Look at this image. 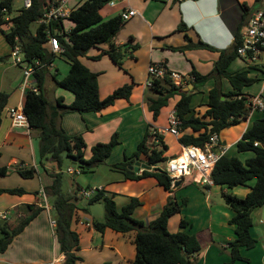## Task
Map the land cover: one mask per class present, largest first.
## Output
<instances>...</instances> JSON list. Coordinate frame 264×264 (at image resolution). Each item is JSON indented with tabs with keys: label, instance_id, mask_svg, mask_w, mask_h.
Wrapping results in <instances>:
<instances>
[{
	"label": "crops",
	"instance_id": "crops-1",
	"mask_svg": "<svg viewBox=\"0 0 264 264\" xmlns=\"http://www.w3.org/2000/svg\"><path fill=\"white\" fill-rule=\"evenodd\" d=\"M238 1L247 4L250 8L249 14L264 5V0ZM107 5L102 8L104 14L101 10L103 20L121 14L128 8L136 11L135 15L125 19L114 38L117 46L126 49L122 66H117L107 54L101 55L97 60L91 58L100 52V48L106 49V44H100L99 48H91L85 56H80V60L91 71L97 73L100 97L104 98L125 83H133L131 96L129 99L115 100L112 105L100 112H66L60 118V125L66 134L83 137L86 143L84 152L86 159L91 156L92 145L109 141L114 132L118 133L119 143L103 163L94 165L90 170L79 171L78 174L67 171L70 167L78 168L68 158L65 159L68 161L65 168H62L64 159L61 167L50 159L42 164L39 157L38 132L29 126H14L9 116L11 107L23 105L26 91L20 87L21 68L13 63L11 57V60L5 59L0 62V94L7 95L5 105L0 110V168L5 167L7 171L0 174V188H22L24 192H1L0 212H5L4 219L11 228L15 227L19 219L27 213L26 205L41 206L44 198L40 193L41 189L52 182L50 173L59 171L64 174V190L72 191L77 186L83 188L101 186L102 190L114 192L113 199L117 210H121L131 197L138 198L141 205L135 209L133 217L145 224L158 216L169 196L179 201L186 198L181 212L169 218L168 230L177 231L180 219L184 218L188 221L186 231L194 233L200 244V250L193 255V264H226L230 257L224 248L227 246L226 242L235 237L234 225L228 222L234 212L225 204L222 192L228 190L243 197L250 189L248 186L238 185L225 189L215 184L202 185L193 181L195 174H192L178 180L177 183L174 182L169 191L154 177L126 179L120 172L111 168L112 164L124 161L125 156L130 157L133 154L146 130L162 134L168 147L165 155L169 159L180 154L184 145L178 142V136H173L167 130V116L178 96L171 98L168 106L163 107L158 117L153 119L148 103L149 99L156 95L150 90L146 91L147 66L150 62L164 61L168 69L184 75L186 85L182 90H191V107L202 112L208 101L209 90L217 81L215 77H210L204 84L194 87L190 71L195 69L201 74L210 72L218 58V50L230 48L235 43L232 32L221 17L219 2L120 0ZM249 16L247 15L245 24ZM228 20L237 21L236 16L232 14H228ZM180 22L185 23V32L177 30ZM185 33L191 38V42L202 40L217 51L196 47L185 48L182 51L170 49L169 46L177 47L189 43L184 37ZM135 44H138V47L133 49ZM2 52L4 51H0V56H3ZM57 58L63 59L56 55L54 60ZM54 60L47 66L45 95L50 105L55 103L56 98H61L63 103L69 104L74 99L73 93L56 86L53 78V75L58 79L66 75L69 63L63 59L65 63L60 65ZM227 70L231 73L245 70L247 76L255 78V82L242 88L245 95H252L247 88L258 82L261 84L258 93L255 94L264 95V60L251 62L237 56ZM218 82L223 91L232 89L227 78L221 77ZM260 116H262L260 111L248 110L246 119L222 130L219 137L223 144L221 155L238 157L239 154H244L242 159L238 157L242 161L254 156L253 151H237L236 142L252 121ZM231 130L232 135L226 140ZM168 137L173 138L177 149L173 150L170 147ZM139 158L146 160L144 157ZM18 167H33L34 175L23 177L18 173ZM45 198L48 208L42 206L43 209L13 237L5 251L0 252V264H50L53 258L62 256L51 224L53 220L51 202L47 195ZM91 215V211L86 213L78 210L72 222V228L79 233L80 247L77 254L80 259L76 264H130L135 256L133 241L135 232L121 233L110 228L99 232L91 225ZM1 219L3 222V217ZM251 221V233L256 238V244L250 249L242 248L241 254L246 260H237L233 264H264V205L251 212ZM2 235L0 230V237Z\"/></svg>",
	"mask_w": 264,
	"mask_h": 264
},
{
	"label": "trees",
	"instance_id": "trees-1",
	"mask_svg": "<svg viewBox=\"0 0 264 264\" xmlns=\"http://www.w3.org/2000/svg\"><path fill=\"white\" fill-rule=\"evenodd\" d=\"M110 1L85 0L70 12L68 19L73 24L71 29L61 35L56 34L59 44L63 47V52L60 54H53L46 44L44 25L37 24L34 32L31 30V25L42 15L48 0H32L28 8L17 7L16 0L0 1V31L11 47L16 43L20 44L27 61L38 58L48 64L53 62L56 55H60L69 63L66 75L59 79L53 75V78L56 86L73 93L74 99L71 103L65 104L61 98H56L55 103L50 105L44 92L47 66L39 69L35 74L34 83L38 93L28 90L24 97L22 110L27 117L28 126L38 132L39 157L42 164L50 159L56 161L61 167L62 159L65 157L69 161L98 165L106 160L115 145L119 143L118 133L114 132L109 141L92 145L91 156L86 159L84 157L86 143L83 137L66 134L60 125V118L66 112H100L112 105L115 100L129 99L131 96L133 83H125L104 98L100 97L97 73L91 71L80 60V56H85L91 48H99L100 44H106V49L100 48V52L91 58L97 60L101 55L107 54L117 66H122L126 49L117 46L114 38L125 20L121 14L106 20H103L101 15L102 8ZM218 2L221 17L232 32L235 43L230 48L218 50V58L214 61L210 72L201 74L195 69L190 71L194 87L204 84L210 77L216 78L217 82L209 90L204 110L195 111L191 107V90L183 91L182 88L174 86L166 75L163 78H153L151 86L147 87L156 95L150 98L148 103L153 119L158 117L163 107L168 106L171 98L178 96L171 109H175L176 117L180 120L178 142L181 145L202 147L208 141L210 134L217 133L220 137L222 130L235 126L247 118L248 108L242 88L255 82V78L247 76L245 70L231 73L227 68L237 57L236 49L240 43V30L245 24L247 15H250V8L246 3L238 0H218ZM14 10H17V13L12 15ZM228 14L235 15L237 21H229ZM50 29L58 33L61 26L58 22H53ZM177 30L185 32V23L180 22ZM184 37L189 43L177 47L169 46V48L182 51L185 48L196 47L217 51L202 40L191 42V38L186 33ZM136 47L138 44H135L133 49ZM6 58L7 55L0 56V62ZM221 77L228 79L232 89L226 92L221 89L218 82ZM6 97V94H0V110L5 105ZM262 98L264 103V95ZM260 112L262 116L255 118L236 142L237 151H253L254 156L242 161L236 156L221 155L211 171V178L215 185L225 189L238 185L250 188L243 197L228 190L222 192L225 204L234 212L228 222L234 225L235 237L226 242L227 246L224 249L228 251L230 257L226 264L246 260L241 254V249H250L256 244V238L251 233V212L264 205V108ZM255 141L259 142V145H254ZM167 149L162 134L158 131L151 133L146 130L133 154L130 157L125 156L124 161L112 164L111 168L120 172L126 179L154 177L161 186L171 191L172 178L164 167L159 166L169 160V157L165 155ZM134 156L144 157L153 164L154 169H143L138 172L129 169L128 166L134 162ZM76 167L80 171L91 169L81 165ZM6 171L5 167L0 168V174H5ZM17 171L26 178L32 177L35 172L33 167H18ZM50 175L53 178L52 182L44 186L43 190L51 202L55 221L53 231L59 251L64 255L61 264H76L80 259L77 254L80 247L79 233L72 228V222L78 210L90 213L89 206L98 202L103 206V217L91 215V225L95 230L103 232L106 228H110L121 233L135 232L133 239L135 256L130 264H193V255L200 250V244L194 233L186 231L188 221L181 218L179 229L175 232H170L167 227L169 218L181 212L186 198L179 201L169 196L158 216L145 224L142 220L133 217V212L141 205L138 198L131 197L121 210H117L113 199L114 192L100 189L90 198L83 200L78 194L83 187L77 186L72 191L64 190V174L59 171L51 172ZM5 191L22 193L24 189L0 188V193ZM26 206L27 213L13 228L8 225L6 219H3L1 223L0 218V230L3 233L0 237V252L5 251L13 237L43 209L42 206L34 204Z\"/></svg>",
	"mask_w": 264,
	"mask_h": 264
},
{
	"label": "built area",
	"instance_id": "built-area-1",
	"mask_svg": "<svg viewBox=\"0 0 264 264\" xmlns=\"http://www.w3.org/2000/svg\"><path fill=\"white\" fill-rule=\"evenodd\" d=\"M84 1L85 0H48L47 6L37 20V23L44 25L45 42L53 54H60L63 52V47L59 44L56 34L61 35L71 29V27L67 28L68 26H66V21L69 20L68 16L72 10L77 8ZM31 3L32 0H21V6L25 8L30 7ZM108 4H114V0H111ZM135 14L136 11L132 8H128L121 13L124 20ZM53 22H58L61 26V30L58 33L50 29ZM21 49V45L16 43L11 47L9 54L13 63L21 68L20 87L26 92L31 90L38 93V89L35 87L34 83L35 74L39 69L51 63L47 64L38 58L27 61ZM236 52L237 56L251 62L260 61L262 57H264V5L254 10L250 14L247 23L241 28L240 43L237 46ZM147 75V87L151 86L153 78H163L165 75L171 79L176 87L182 88L186 85V77L175 70L168 69L164 61L150 62L147 66ZM245 102L248 110L262 111L264 108L261 94H247L245 95ZM9 116L14 126H28L27 117L22 110V106L11 107L9 109ZM179 124L180 120L176 117L175 109L172 108L167 116L168 132L173 136H178ZM254 145H259V142L255 141ZM222 151L223 144L220 141L219 135L217 133H212L208 141L202 147L195 145L182 146L180 154L169 159L164 169L172 178V184L185 176L195 174L196 176L194 175L193 181L210 186L213 184L211 171L216 160L221 156ZM67 171L78 174L80 170L70 167ZM100 189L101 186L81 188L79 190V195L84 199H88ZM40 193L44 197L42 203H40L41 206L48 208L44 190L41 189ZM5 216V212H0V218L3 217L4 219ZM51 224L53 227L55 226L54 219L51 221ZM63 259L64 255H59L53 258L50 264H61Z\"/></svg>",
	"mask_w": 264,
	"mask_h": 264
},
{
	"label": "rangeland",
	"instance_id": "rangeland-1",
	"mask_svg": "<svg viewBox=\"0 0 264 264\" xmlns=\"http://www.w3.org/2000/svg\"><path fill=\"white\" fill-rule=\"evenodd\" d=\"M120 0H114V3H117V2H119ZM16 5H17V7L18 6H21V0H16ZM108 6V5H107ZM102 12H103V14H104V10H102ZM17 13V10H14L13 11V14L12 15H15ZM37 22H34L32 25H31V30L34 32V30H35V28H36V26H37ZM72 22L70 21V20H67L66 21V26H68L67 28H70V27H72ZM4 27H6L5 25H4ZM7 27H8V24H7ZM6 27V28H7ZM1 28V27H0ZM0 51H4V52H2V55H9L10 54V51H11V46L9 45V43L7 42V40L5 39V37L3 36V34L1 33V31H0ZM8 52V53H7ZM7 59H9V60H11L10 59V56H8L7 58H6V60ZM262 60H264V57H262ZM55 61V63L56 64H63V63H65L64 62V60L63 59H59V58H57V59H55L54 60ZM234 65V64H233ZM62 69V68H61ZM63 71V70H62ZM260 84L261 83H254L252 86H250V87H248L247 88V90H248V92L250 93V94H255V93H258V88H259V86H260ZM146 91L148 92L149 91V89L147 88L146 89ZM256 95V94H255ZM232 130H234V128H232ZM232 130L230 131V134L229 135H227L228 136V139H226V140H229V138L231 137V132H232ZM168 141H169V145H170V147L174 150V149H177V144L173 141V138H171V137H168ZM238 157L240 158V159H242L243 157H244V154H239L238 155ZM63 159L65 160L66 158L65 157H63ZM68 163V161L67 160H65V162H63L62 163V168H65V165ZM159 166H161V167H165L166 166V163L165 164H160ZM83 200H84V198H83ZM53 214V213H52Z\"/></svg>",
	"mask_w": 264,
	"mask_h": 264
},
{
	"label": "water",
	"instance_id": "water-1",
	"mask_svg": "<svg viewBox=\"0 0 264 264\" xmlns=\"http://www.w3.org/2000/svg\"><path fill=\"white\" fill-rule=\"evenodd\" d=\"M71 163L73 165H81V166H84L86 168H91L95 165L94 163H81V162H76L74 160H72ZM128 168L134 170L135 172H138V171L143 170V169H146V170L154 169V166L149 161L134 156V162H133V164H130L128 166ZM177 181H176V183H177ZM89 208H90L92 215H94L98 218L103 217V206L100 202L93 203L92 205L89 206Z\"/></svg>",
	"mask_w": 264,
	"mask_h": 264
}]
</instances>
